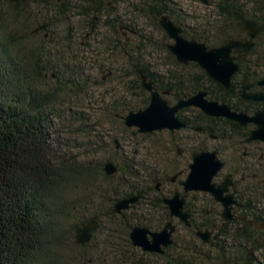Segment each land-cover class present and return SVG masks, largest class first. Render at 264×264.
<instances>
[{
  "label": "trees",
  "instance_id": "obj_1",
  "mask_svg": "<svg viewBox=\"0 0 264 264\" xmlns=\"http://www.w3.org/2000/svg\"><path fill=\"white\" fill-rule=\"evenodd\" d=\"M82 1V10L78 14L84 25L81 23L80 31L89 30L85 35L86 39L87 35H92L97 25L95 16H98L102 21L101 24L114 36L111 41L107 40L106 47L109 49L122 47L123 55L131 68L129 71L134 77L132 81L137 83L141 90H143L142 77L145 75L159 89L173 87L179 93H189L199 87L207 86L205 89L210 91L212 98L220 97L216 91L211 90L206 79L201 81L200 77H197V72L175 71L172 75L163 77L152 72L148 64L142 62L139 57L134 61L129 43L125 46L117 40L125 22L116 16L111 18L114 14L115 0ZM139 1L142 3L139 12L151 20L155 27L162 28L161 17L172 11L170 0ZM251 1L257 2V5L249 7V10L247 7ZM58 7L63 9L60 3ZM216 7L218 14L225 19L224 23L219 21L217 24L233 28L231 32L233 34L239 31L238 26L242 19L264 18V0H248L247 4L241 0H218ZM251 12H254L255 17L251 15ZM172 20L181 26L185 24L178 19ZM42 25V28H45V23ZM129 28H133L132 25ZM183 35L186 38L204 42V39L193 35L185 28ZM12 40L6 31V24L0 10V264H67L69 258L76 257L77 254L83 259L81 264H94V255L83 252L92 240L84 245H78L75 240H72L73 248L71 253L68 252L65 256L68 257L67 259H63L61 253V248L63 249L67 242L63 223L70 218L73 206L76 205L74 202L72 206L69 195L81 192L84 195L88 194L98 180H109L116 175H107L103 170V159L99 158L101 150L107 146V143L103 141L99 135L100 132L95 128L99 125L98 120L93 121L90 114L78 111L72 104L65 102L84 92L85 85L80 86L78 82L79 77L83 75L80 72L83 68L75 70L76 66L70 67L65 58H61L58 65H49L51 63L47 61L46 55L40 56L36 50L22 53L16 49ZM137 52H139L138 48ZM80 64L82 65L81 60ZM174 64L187 66L176 59ZM49 72L56 76L54 80L59 83L60 92L44 88L49 79ZM77 89L80 91L77 92ZM133 108L135 105L131 102L112 104L110 110H104V115L123 123L118 114L123 115L124 111ZM55 119H61L59 129ZM123 127L126 131H131L128 127ZM63 131L68 133L72 131L71 137L61 138ZM133 133L139 132L134 130ZM154 133L141 134L151 136ZM114 139L115 137L111 136L110 140L114 141ZM81 150H86L85 159L81 158ZM110 160L106 159V162ZM131 173L129 172L130 176L136 178ZM151 194L155 196L148 205L162 208L163 221L167 223L170 216L168 207L163 202L164 196L151 184L143 190L142 188L135 190L133 187L120 197V194L115 195L114 206L121 198L140 195L138 202L140 203ZM261 195L263 196L262 193L259 196ZM254 201H251L250 205L258 210L253 205ZM211 202L215 206L218 205L212 197ZM136 205L137 203L132 206V209ZM114 206L112 209L115 215ZM187 208H190L189 203ZM214 210L212 211L216 220L203 218L198 221L191 213L192 225L187 227L194 235L197 227L204 229L216 227L220 235L224 236L229 235V230H232V241L228 245L224 246L215 242L219 249L214 263L264 264V260L261 261L256 255L259 250L264 251V229H259L245 221L224 224L220 215ZM126 212L120 215L125 219L121 226L132 225L126 221L124 215ZM248 216L253 220L264 222L262 213L253 211ZM163 221L151 227L157 229L164 223ZM84 222L82 223L85 224ZM140 222L136 221V224H141ZM184 250L188 249L185 247ZM141 253L146 257L165 260L164 264H205L207 261L205 257L204 260H200L186 256L172 258L167 253ZM121 263L151 264L149 260L141 259L123 260Z\"/></svg>",
  "mask_w": 264,
  "mask_h": 264
},
{
  "label": "rangeland",
  "instance_id": "obj_2",
  "mask_svg": "<svg viewBox=\"0 0 264 264\" xmlns=\"http://www.w3.org/2000/svg\"><path fill=\"white\" fill-rule=\"evenodd\" d=\"M209 1L210 4L205 5L199 0H170L172 11L166 15H169L171 19L184 22L183 28L204 39L207 46L213 47L220 45L226 37L233 34L231 32L234 29L217 24L224 20L218 14L215 5L218 0ZM115 2L114 14L111 18L116 16L125 22L117 40L125 46L129 43L134 61L139 57L142 62L148 64L152 72L163 77H168L175 71L192 73L198 71L195 62H190L185 67L174 64L175 57L169 49V45L173 44L174 40L170 39L162 28L155 27L151 20L139 12V8L142 7L139 0H115ZM241 2L247 4L248 0H241ZM59 3L63 9H59ZM81 3H83L82 0H0V10L6 24V31L13 39L17 50L22 53L36 50L40 56L46 55L47 61L51 63L49 65L52 66L58 65L61 58H65L70 67L76 66L75 70L83 68L80 71L83 75L79 77L78 82L80 86L85 85L84 92L65 102L72 104L78 111L90 114L93 121L98 120L99 125L95 128L100 132L99 135L103 141L107 143V146L101 150L99 158L103 159V165L106 159H111L110 161L118 167V172L113 178L98 180L88 194L84 195L81 192L69 195L72 206L74 202L76 205L73 206L70 218L63 223L67 242L64 248H61V253L63 259L68 258L65 256L72 251L71 241L75 240V229L83 225L82 222L86 223L92 216L98 215L99 227L91 243L83 251L94 255V264H120L123 260L137 259L149 260L151 264H164L165 260L146 257L140 249L132 245L130 240V232L134 226L140 225L152 231H159L164 227L166 221H163V209L148 205L155 195H149L140 203L138 201L133 209L131 207L126 210L124 215L126 221L132 224L131 226H121L120 224L125 220L124 217H120L117 213L113 214L115 195L120 194V197L133 187L135 190L137 188L143 190L149 184L156 188L157 183L161 182V194L171 197L175 191H183L178 181L187 177L190 171L188 164L192 159L188 157V150L183 146L185 143L174 144L173 138L167 132H156L151 136L134 134L133 131L137 130L136 128H129L131 131H126L123 127L124 122L115 121L104 115V110H110L112 104L120 105L123 102H131L135 105V108L124 111L123 115L131 110L144 109L150 103V94L144 88L141 90L138 84L132 81L134 77L129 71L131 68L123 55L122 47L118 49L106 47L107 40L111 41L114 36L101 24L102 21L98 16H95L97 25L94 33L85 38L89 30L81 32L79 29L81 23L84 25L78 14L82 10ZM249 7L250 5L247 7L250 10ZM43 23L46 25L44 29L41 27ZM130 25L133 28H129ZM39 27L41 28L36 31ZM102 66L105 67L97 68ZM53 74L49 72V79L44 88L59 91V83L55 81L56 76ZM78 91L80 89H77ZM55 122L59 129L61 119H55ZM71 134L72 131L69 133L63 131L61 138H69ZM111 136L115 137L114 141L110 140ZM115 140H118V143H115ZM209 144L213 148L216 146L213 141ZM178 149L183 151L180 157H178ZM80 155L82 159H85L86 150H81ZM179 171L183 174L176 182H172L171 178ZM129 172H132L131 174L136 178L131 177ZM188 200L190 211L198 221L203 218L216 220L212 210L215 209L218 215L222 211V207L212 204L210 195L205 193H191ZM254 206L258 208V211L260 210L259 213L264 214V196L256 198ZM136 221H141V224H136ZM160 221L164 222L160 227L157 229L151 227ZM174 222L177 226L173 235L175 244L167 248L165 252L172 258L186 256L204 260L205 257L207 264H213L217 260L219 249L215 242L225 246L232 241V230H229V235H221L214 239L218 229L212 231L208 228L212 231V237L211 242L205 244L178 219H174ZM201 229L204 230V228ZM175 246L177 248H174ZM185 247L187 251L184 250ZM263 253L264 251L259 250L256 254L261 261L264 260ZM77 255L69 258L67 264H81L83 259Z\"/></svg>",
  "mask_w": 264,
  "mask_h": 264
},
{
  "label": "water",
  "instance_id": "obj_3",
  "mask_svg": "<svg viewBox=\"0 0 264 264\" xmlns=\"http://www.w3.org/2000/svg\"><path fill=\"white\" fill-rule=\"evenodd\" d=\"M208 3V0H202ZM160 26L167 33L168 37L174 40L169 45L170 51L176 59L183 64L196 62L215 81L223 84L226 88L231 86V78L238 70L235 58L231 56L235 49L238 53L249 51L253 46V38L264 31V25L258 26L255 21L245 19L242 22V30L246 31L251 40L239 41L230 39L226 44L218 47H208L203 42L186 38L184 28L175 23L169 15L164 14L160 19ZM39 27L36 31H38ZM240 58V57H239ZM143 88L150 94L149 105L137 111H129L126 115L118 114L126 127L136 128L139 133H154L161 130H176L185 127V123L176 116L178 109L186 106H195L211 117H227L231 120H240L243 113H237L225 102L208 99L205 91H200L188 99H181L175 106L169 104L163 94L156 88L154 83L147 76L142 77ZM258 124V128L252 133L253 138H264V115L252 118ZM247 121V120H246ZM118 143V140H116ZM222 162L218 159L216 152H196L193 155V162L190 164V172L186 179L180 181L183 193L177 191L171 197L164 198V204L169 210L170 220L159 231H152L146 227L137 225L130 232V240L133 246L141 248L144 252L165 254L167 248L175 244L174 233L178 219L187 227L192 225L191 214L185 210L186 199L190 192L210 193L214 199L223 205L221 217L224 221L244 220L251 225L264 229V223L258 220H250L246 216L235 214V205H240L235 199V194L229 192L230 181L218 184L214 181L222 168ZM103 170L107 175H114L118 167L113 161L104 164ZM175 177L173 178V180ZM161 183L157 184L159 189ZM140 195L121 198L115 203L116 213L122 214L136 204ZM99 227V216H92L85 224L75 229V242L78 245L89 243ZM196 235L204 242L209 243L212 231L196 228ZM217 235L214 237L216 238Z\"/></svg>",
  "mask_w": 264,
  "mask_h": 264
},
{
  "label": "flooded vegetation",
  "instance_id": "obj_4",
  "mask_svg": "<svg viewBox=\"0 0 264 264\" xmlns=\"http://www.w3.org/2000/svg\"><path fill=\"white\" fill-rule=\"evenodd\" d=\"M199 1L205 5L210 4L209 0L208 3H205L202 0ZM256 3L257 2L251 1L248 5H250L252 8V6L257 5ZM253 14L254 12H251V15ZM253 16L255 17V15ZM245 19L255 21L258 26L264 25V18H244L240 21V25L238 26L239 31L236 34L229 35L220 45L213 47L224 45L230 39H235L242 42L251 40L248 33L242 30V22ZM223 21H225V19L222 20V22ZM253 42L254 46L249 51L241 53V55L235 49L232 51L231 56L235 58V62L238 64V70L232 76L231 86L229 88H226L223 84L213 80L207 74V72L195 62L198 68L197 77H200L201 81H203V79L208 81L211 90L216 91L220 96L218 99L211 97L210 91L205 89L207 86H205V88L199 87L198 89L192 90L189 93H179L173 87L170 89H159L156 86V88L163 94V96L172 106L177 105L181 99H188L200 91H205L207 93L206 97L208 99L225 102L231 107L233 111L239 114H244L243 116H240V120H231L223 116L211 117L206 115L201 109L195 106H186L178 109L176 113V116L185 123L184 128L176 130L165 129L157 132H167V134L173 138V143L176 145L179 143H185L183 146L188 150V157L190 156L192 159L191 163L193 162V155L196 152H216L218 159L223 165L217 176L214 178V181L218 184H222L225 181H230L231 185L229 187V192H233L235 194V199L240 204L235 205V214L238 216L244 215L250 220L253 219H251L248 214L257 210L252 207V205H250L251 201L259 197L261 193L264 196V138H253L252 135V133L258 128L257 122L252 120V118L257 115L260 117L264 115V31H260L253 38ZM210 141L216 143L214 148L209 144ZM177 152L178 157L183 155L182 150L178 149ZM190 164H188L189 169ZM182 174L183 172L179 171L171 178V181L176 182ZM174 177L175 179L173 180ZM182 180L183 179L178 181L179 185L180 181ZM161 186L162 183L159 189H157L156 185V190H161ZM177 191L183 193L181 190ZM177 191H175V193ZM191 193L205 192L189 193L186 199L185 210H188L190 214L191 211L190 208H187V205L189 202L188 198ZM205 194L210 195L214 199L212 194ZM214 201L217 202L215 199ZM217 204L222 207L223 211V205L219 202H217ZM256 212L259 213L258 210ZM221 219L224 224L227 222H232L224 221L222 217ZM211 230L215 231L216 227L212 228ZM216 235L217 236L216 238L214 237V239H217L221 236L219 231H217ZM138 249L141 250V248Z\"/></svg>",
  "mask_w": 264,
  "mask_h": 264
}]
</instances>
